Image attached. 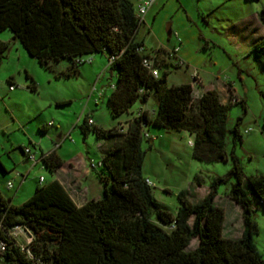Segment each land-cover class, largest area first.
Returning a JSON list of instances; mask_svg holds the SVG:
<instances>
[{
	"label": "trees",
	"instance_id": "trees-1",
	"mask_svg": "<svg viewBox=\"0 0 264 264\" xmlns=\"http://www.w3.org/2000/svg\"><path fill=\"white\" fill-rule=\"evenodd\" d=\"M136 2L0 0V34L11 31L29 55L58 78L78 75L85 57L102 53L113 58L109 66L117 82L108 106L114 118L129 113L136 102L153 99L156 105L152 114L138 108L127 126L119 122L105 129L89 124L91 115L84 118L81 132L87 136L92 130L104 139L97 171L103 185L99 199L79 206L58 180L38 185L20 205L0 189V260L7 264H264L255 243L256 208L264 206V174L245 175L239 157L229 150V138L234 144L243 141L242 118L231 127L230 109L239 104L246 111V99L226 103L215 89L195 97L192 82L168 86L170 71L162 72L167 64L161 66V61L171 53L162 48L155 53L161 70L155 77L144 65L152 54L146 53L145 41L137 39L145 24L139 22ZM258 17L264 24V6ZM9 48L10 43L0 39V62ZM253 52L264 67V40L255 41ZM63 60H68L67 66L58 68ZM27 77L28 87L36 91L34 78ZM152 126L191 133L195 159H231L232 168L215 176L210 191L198 201L181 191L180 206L172 212L155 199L153 186L142 174L143 141ZM41 158L52 173L63 165L55 151ZM0 166L5 171L1 161ZM232 177L236 181L228 196L243 216L239 237L225 233V208L215 200L217 186ZM16 226L32 236L24 248L11 234ZM196 238L198 244L191 247Z\"/></svg>",
	"mask_w": 264,
	"mask_h": 264
},
{
	"label": "rangeland",
	"instance_id": "rangeland-1",
	"mask_svg": "<svg viewBox=\"0 0 264 264\" xmlns=\"http://www.w3.org/2000/svg\"><path fill=\"white\" fill-rule=\"evenodd\" d=\"M263 6L264 0H156L146 15L148 29L144 25L137 35L138 41H145L146 53L152 55L160 48L171 52L179 47L177 56L161 59V66L167 64L162 67V72L170 71L168 86L193 82L197 76L201 81L195 80V97L205 88L214 87L226 103L236 102L235 91L240 99H246V111L236 104L229 113L231 127L239 117L242 118L243 141L234 144L229 138V150L233 149L239 157L245 175L264 174V67L253 52L255 41L264 40V24L258 22V12ZM0 39L10 43L0 62V161L9 170L6 173L0 166L1 191L10 198L18 195L14 204L20 205L33 195L38 185L53 181L54 174L42 164L33 167L31 162L24 163L21 146L32 145L34 141L46 153L56 149L61 131L68 138L57 153L70 157L82 151L89 155L93 170L89 177L96 181L102 154L100 145L104 139L98 138L92 130L85 136L80 125L86 116L92 115L105 129L119 122L127 126L136 115L140 102H136L129 113L117 118L112 116L108 97L113 91L112 85L117 82V73L111 70L106 54L85 57L86 62L78 75L58 78L31 57L23 45L13 39L11 31H3ZM90 57L95 60L89 62ZM181 60L184 65L175 68ZM67 63L68 60H63L57 67L65 68ZM27 74L34 78L36 91L28 87L31 81ZM11 78L15 86L12 91L9 89ZM199 83L200 87L197 86ZM59 99L69 101L58 105ZM155 107L154 100L150 99L146 109L152 114ZM50 121L55 125L43 134L39 128ZM149 134L150 137L145 136L143 141L142 174L153 186L155 199L172 212H177L180 206L178 194L181 191H188L190 199L198 201L210 191L215 176L225 175L232 168L231 159L214 162L195 159L194 135L187 131L152 126ZM23 176H26L24 184ZM40 177L46 181L40 183ZM8 180L12 181V188L6 187ZM235 181L232 177L228 183L219 184L215 198L227 209L224 229L231 237L240 236L243 230L242 210L227 198ZM99 188L97 193L101 195ZM71 197L77 205L88 201L81 203L79 196L71 194ZM96 197L90 191L89 200ZM256 222L255 243L264 259L262 204L256 208ZM14 236L21 245L28 243L29 235L22 228L16 230ZM197 244L196 238L191 247ZM0 264L7 263L0 260Z\"/></svg>",
	"mask_w": 264,
	"mask_h": 264
},
{
	"label": "crops",
	"instance_id": "crops-1",
	"mask_svg": "<svg viewBox=\"0 0 264 264\" xmlns=\"http://www.w3.org/2000/svg\"><path fill=\"white\" fill-rule=\"evenodd\" d=\"M258 22L260 23V25H262L259 20H258ZM147 24H148V17L145 18V26H147L146 29H148V25ZM164 57H166V59L168 60V58L170 56L165 55ZM94 60L95 59L93 58V61ZM203 88H204V86H203ZM208 89H216V88H214V87H207V88H205V90H208ZM234 93L237 94L236 91ZM149 100L147 102H145V103H140V107L139 108L146 109ZM68 101L69 100H67V99H59V101H57V104L60 105V104L66 103ZM94 122H95V124L97 126L102 127L101 125H99L95 121V119H94ZM54 125H55V122L54 121H50V123H45L42 127L45 128L46 131L45 132H42V133L43 134H46L48 132V130L50 129V127L51 126H54ZM58 137H59V140L56 143V149L50 150V151H48L46 153L41 148V145L39 143H34V141H33V143L31 142L32 145H23V146H30L32 148V150L36 153V156H37V158L39 160V163L38 164H42L43 167L46 168L44 166L43 161H42V158H41L42 153L48 154V153H51L52 151H55L57 153V149L63 147L64 141L68 138V136L66 134L62 133V131L59 133ZM38 148L40 149V153L38 152ZM59 156L63 160V165L60 166L55 172H53V174H54V179L53 180L60 181L62 183V185L65 187V189L69 192L70 195L73 194V196H75V197L76 196L77 197L79 196V199L81 200V203L89 200L88 196H89L90 191H92L95 195H97V197L95 199H99L102 196V194L100 195V193L98 194L97 192L100 190V188H99V186H100L101 187V190H102L101 193H103V185H102V182H101V180H100V178H99V176H98L97 173L95 175L96 176V181L89 177V176H92L93 175V170L90 167V161H91L90 156L87 155V154H85V153H83L82 151L81 152H78L75 155L70 156V157H65L63 155H59ZM23 160H24V163L25 164L30 163L28 161L27 156L25 155V153H24V159ZM3 166L5 168V172L7 173L9 171L8 168L5 165H3ZM23 179H24V182H23V184H24L25 183V180H26V176H23ZM45 181H46V179L44 180V182ZM8 182H12V181H10V180L7 181V183H6V187L7 188H8ZM14 198H18V195L15 196ZM14 198L11 197V200H12L13 203H14V200H15ZM227 198L234 205H236L237 207H240L237 203H235L232 199H230V197L228 195H227ZM79 206H81V205H79ZM241 210H242V208H241ZM226 211H227V209H225V214H226ZM226 219H227V217L225 215V220Z\"/></svg>",
	"mask_w": 264,
	"mask_h": 264
},
{
	"label": "built area",
	"instance_id": "built-area-1",
	"mask_svg": "<svg viewBox=\"0 0 264 264\" xmlns=\"http://www.w3.org/2000/svg\"><path fill=\"white\" fill-rule=\"evenodd\" d=\"M155 1L156 0H137V2H136V14H137V17L139 18V22H140V24H145V18H146V15L148 14V12H149V10L151 9V7H153V5H154V3H155ZM143 48H141V50H142ZM178 52H179V47H176V48H174L173 49V51H171L170 53H171V56H177V54H178ZM156 54H153L151 57H149V58H146L145 60H144V65L151 71V73L155 76V77H159L160 76V74H161V70H160V68L156 65V56H155ZM84 61L86 62V60L84 59ZM88 61L89 62H92L93 61V58L92 57H90V58H88ZM113 61V58H111V59H109V62L111 63ZM109 63V64H110ZM177 64L179 65V66H182V65H184V62L181 60V61H178L177 62ZM194 80H193V82H192V84H193V86H194V95H195V80H197V79H199V77H197V76H194V78H193ZM200 80V79H199ZM201 81V80H200ZM202 85V84H201ZM0 86H1V83H0ZM198 87H200V83L197 85ZM112 88H114V84L112 85ZM9 89L12 91V90H14L15 89V86H14V84H10V86H9ZM234 95H235V97H234V100L235 101H238V100H240V98H239V96L237 95V94H235V93H233ZM201 95V94H200ZM199 95V96H200ZM88 123L89 124H95V122H94V119L93 118H89L88 119ZM246 132H248V130L246 131ZM146 135H148V134H146ZM25 155L27 156V159H28V161L29 162H31V163H33V166H36L38 163H39V160H38V158H37V156H36V153L32 150V148L30 147V146H27V147H25ZM101 165V162L100 163H98V167ZM44 180H45V178L44 177H40V182L42 183V182H44ZM147 181H148V183L150 184V181L147 179ZM14 185H13V183L12 182H8V188H12ZM23 229V230H25L26 232H27V234L29 235V239H28V243L27 244H29L31 241H32V236H31V234H30V232H29V230H26V229H24L22 226H16L15 228H13V230H12V232H11V234L14 236V234H15V231L16 230H18V229ZM15 237V236H14ZM15 239L17 240V238L15 237ZM17 242H18V240H17ZM19 243V242H18ZM20 244V243H19ZM26 244V245H27ZM21 245V244H20ZM26 245H21V246H23V248L26 246Z\"/></svg>",
	"mask_w": 264,
	"mask_h": 264
},
{
	"label": "water",
	"instance_id": "water-1",
	"mask_svg": "<svg viewBox=\"0 0 264 264\" xmlns=\"http://www.w3.org/2000/svg\"><path fill=\"white\" fill-rule=\"evenodd\" d=\"M169 33L171 34V29H169Z\"/></svg>",
	"mask_w": 264,
	"mask_h": 264
}]
</instances>
